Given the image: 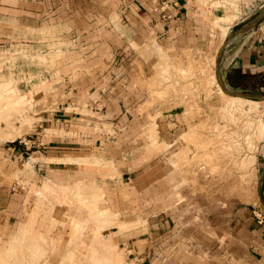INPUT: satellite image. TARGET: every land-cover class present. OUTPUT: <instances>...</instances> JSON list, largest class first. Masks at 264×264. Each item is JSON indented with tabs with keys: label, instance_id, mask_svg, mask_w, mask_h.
Instances as JSON below:
<instances>
[{
	"label": "rangeland",
	"instance_id": "obj_1",
	"mask_svg": "<svg viewBox=\"0 0 264 264\" xmlns=\"http://www.w3.org/2000/svg\"><path fill=\"white\" fill-rule=\"evenodd\" d=\"M202 3L222 43L211 54L189 57L187 62L160 60L147 89L150 105L166 107V125L157 119L162 110L152 109L155 115L147 120L149 124L134 131L144 133L143 140L156 152L165 147L163 136L178 140L169 150L178 148L179 158L173 157L172 165L164 160L159 173L166 176L171 171L168 181H181L180 188L167 194V204L179 205L174 215L194 203L199 213L209 205L202 198L223 192L246 196L250 192L249 204L260 206L257 179L262 166L257 165L256 153L264 142V101L231 98L245 92L226 87L223 91L219 80L222 58L231 42L223 48L225 41L263 13L264 6L260 8L256 0ZM215 17L221 22L214 23ZM263 27L264 16L256 22V28L263 31ZM21 55L16 41L0 44V264H180V257L193 256V237L192 244L184 246H178L176 237L165 245L170 256L153 259L148 258L146 242L128 236L140 225H125L115 214L113 201L118 203V197L113 183L119 163L112 165L109 156L100 153L101 126L80 120L88 113L80 107L68 109L74 118L64 126L41 124V115H46L39 111L45 109L44 96H49L46 80L59 67L55 62L61 53L27 60ZM43 70L45 77H40ZM52 139L69 142L73 160L60 152L56 161L34 164L35 151L50 158L48 145H37ZM5 204L10 212H1ZM247 206L238 204L233 210ZM198 231L204 233L202 227ZM202 258L198 259L208 255Z\"/></svg>",
	"mask_w": 264,
	"mask_h": 264
},
{
	"label": "crops",
	"instance_id": "obj_2",
	"mask_svg": "<svg viewBox=\"0 0 264 264\" xmlns=\"http://www.w3.org/2000/svg\"><path fill=\"white\" fill-rule=\"evenodd\" d=\"M204 1L0 0V44L16 41L24 60L61 53L60 63L55 62L59 67L51 74L46 72L51 77L46 80L49 96H44L45 109L39 113L49 118L42 114L41 124L64 126L74 118L68 109L80 107L88 111L80 120L101 126L100 153L109 156L112 165L119 163L115 169L118 179L113 183L118 194L114 195L118 203L113 201L115 214L125 225L139 223L128 236L146 242L152 253L148 258L170 256L167 243L177 237L178 246H184L192 244L193 237V256L180 257V264H264V142L256 153L257 165L262 166L257 179L259 207L249 204L250 192L249 196L223 192L202 198L209 204L201 211L204 213H198L194 203L174 215L173 210L180 208L166 203L167 194L180 188L181 181L169 182L171 171L166 176L159 173L164 160L172 165V158H179L178 148L169 150L178 140L163 136L165 147L156 152L143 140L144 133H134L149 124L147 120L155 115L152 109L162 110L157 119L166 125V107L150 105L147 89L159 61L179 58L187 62L189 57L211 54L222 43L215 36L213 19L203 9ZM218 19L214 23L221 22ZM253 20L240 26L245 30L227 45L221 83L245 92L239 94L262 96L264 27L263 31L256 28ZM44 72L39 76L45 77ZM68 143L57 139L38 143L48 145L51 156L35 151L34 164L56 161L60 152L73 160ZM61 144L64 146H58ZM89 150L95 152L93 147ZM126 175L128 182L121 179ZM244 203L248 206L233 210ZM3 209L1 212H10L8 204ZM200 227L204 233L198 234ZM206 254L207 259H198Z\"/></svg>",
	"mask_w": 264,
	"mask_h": 264
},
{
	"label": "water",
	"instance_id": "obj_3",
	"mask_svg": "<svg viewBox=\"0 0 264 264\" xmlns=\"http://www.w3.org/2000/svg\"><path fill=\"white\" fill-rule=\"evenodd\" d=\"M264 16V11L263 13H261L260 15H258L254 20L253 22H256L258 20H260L261 17ZM245 30V27H242V28H239L238 30L234 31L231 36H229L227 38V40L225 41L224 45H223V48L230 42L232 41L235 37H237L242 31ZM223 48L220 50V54L221 55L223 53ZM219 86L220 88L224 91V86L223 84L221 83V80H219ZM235 97H239V98H242V99H246V100H251V101H264V95L262 96H255V95H246V94H235L233 95Z\"/></svg>",
	"mask_w": 264,
	"mask_h": 264
},
{
	"label": "bare ground",
	"instance_id": "obj_4",
	"mask_svg": "<svg viewBox=\"0 0 264 264\" xmlns=\"http://www.w3.org/2000/svg\"><path fill=\"white\" fill-rule=\"evenodd\" d=\"M226 66V61L223 62V67ZM231 98H235V99H241V100H246V99H242V98H239V97H235V96H229ZM246 102H252L251 100H246Z\"/></svg>",
	"mask_w": 264,
	"mask_h": 264
},
{
	"label": "built area",
	"instance_id": "obj_5",
	"mask_svg": "<svg viewBox=\"0 0 264 264\" xmlns=\"http://www.w3.org/2000/svg\"><path fill=\"white\" fill-rule=\"evenodd\" d=\"M258 3H260V8H262L264 6V0H258Z\"/></svg>",
	"mask_w": 264,
	"mask_h": 264
}]
</instances>
